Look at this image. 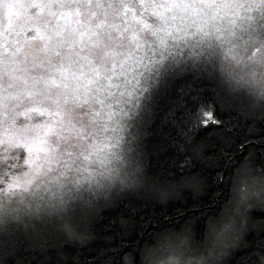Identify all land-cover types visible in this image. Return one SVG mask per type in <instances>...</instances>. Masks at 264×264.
<instances>
[{
	"label": "snow or ice",
	"instance_id": "1",
	"mask_svg": "<svg viewBox=\"0 0 264 264\" xmlns=\"http://www.w3.org/2000/svg\"><path fill=\"white\" fill-rule=\"evenodd\" d=\"M0 264H264V0H0Z\"/></svg>",
	"mask_w": 264,
	"mask_h": 264
},
{
	"label": "rangeland",
	"instance_id": "2",
	"mask_svg": "<svg viewBox=\"0 0 264 264\" xmlns=\"http://www.w3.org/2000/svg\"><path fill=\"white\" fill-rule=\"evenodd\" d=\"M165 257H164V255L163 254H161V259H164Z\"/></svg>",
	"mask_w": 264,
	"mask_h": 264
}]
</instances>
